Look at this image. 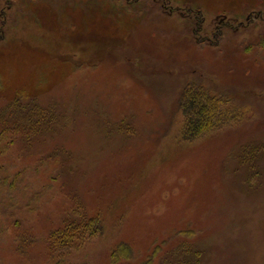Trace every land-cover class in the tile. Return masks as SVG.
<instances>
[{
    "label": "rangeland",
    "instance_id": "rangeland-1",
    "mask_svg": "<svg viewBox=\"0 0 264 264\" xmlns=\"http://www.w3.org/2000/svg\"><path fill=\"white\" fill-rule=\"evenodd\" d=\"M60 260L264 264V0H0V264Z\"/></svg>",
    "mask_w": 264,
    "mask_h": 264
},
{
    "label": "trees",
    "instance_id": "trees-1",
    "mask_svg": "<svg viewBox=\"0 0 264 264\" xmlns=\"http://www.w3.org/2000/svg\"><path fill=\"white\" fill-rule=\"evenodd\" d=\"M22 4L27 0H19ZM34 1V0H32ZM111 1V0H110ZM122 1V0H121ZM126 2V0H123ZM139 3V2H138ZM128 4V2H127ZM27 5V4H26ZM129 5V4H128ZM137 5V4H136ZM30 12L32 7L29 5ZM28 9V10H29ZM201 25V22L199 23ZM197 83L196 81H194ZM192 84L185 87L180 98V105L183 112L186 114L187 125L184 131V137L194 139L216 128V119L220 113V99L212 95L209 91L202 89L198 84ZM103 229L101 222L96 219H84L81 221L67 220L63 228L55 230L51 233L50 256L56 258L62 254V251L70 248L78 236L80 235H95ZM114 254L122 257V255H132V249L129 245L119 243ZM59 260V259H58ZM61 260L56 262L60 264Z\"/></svg>",
    "mask_w": 264,
    "mask_h": 264
}]
</instances>
